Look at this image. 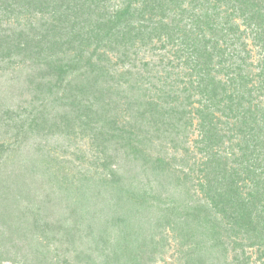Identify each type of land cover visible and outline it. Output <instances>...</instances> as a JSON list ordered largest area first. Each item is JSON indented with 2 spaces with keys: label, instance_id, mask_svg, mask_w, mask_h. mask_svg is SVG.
Returning <instances> with one entry per match:
<instances>
[{
  "label": "trees",
  "instance_id": "trees-1",
  "mask_svg": "<svg viewBox=\"0 0 264 264\" xmlns=\"http://www.w3.org/2000/svg\"><path fill=\"white\" fill-rule=\"evenodd\" d=\"M0 64L29 68L35 111L48 97L63 110L20 129L76 125L104 158L95 183L57 184L59 204L36 209L0 177V264H139L153 210L197 258L188 264H233L230 248L234 264L254 249L264 264V0H0ZM192 128L199 160L185 178L201 197L161 207L175 178L141 162L136 130L177 151Z\"/></svg>",
  "mask_w": 264,
  "mask_h": 264
},
{
  "label": "rangeland",
  "instance_id": "rangeland-1",
  "mask_svg": "<svg viewBox=\"0 0 264 264\" xmlns=\"http://www.w3.org/2000/svg\"><path fill=\"white\" fill-rule=\"evenodd\" d=\"M145 59L150 60L152 56L149 55ZM19 69L20 71L13 73L5 72L0 64V177H9L10 181L7 182V185L12 187L9 195L11 192L12 195L17 196L16 201L21 210H29L45 207L48 199L59 204L56 193L54 194L57 184L66 186L70 183L81 184L79 179L85 177L94 180L95 183L103 171L104 158L91 145L90 131L84 134L76 125L68 130L69 134L64 135H47L45 131L31 133L27 131L28 125L24 129H20V126L25 125H21V120L30 123L34 115L39 116L43 112L51 125L52 113L61 114L63 110L61 108L55 110V106L51 104L53 100L48 97L47 101L41 103L44 107L39 112L35 111L34 101L39 98L35 94L36 91L33 90L34 86L29 81V68L21 66ZM120 118V123H123V120L129 119V115H121ZM140 127L139 125L138 128L140 129ZM139 129L136 130L137 135L144 134L145 140L140 149L145 155L147 154L141 162H147L146 166H149L151 161L155 163H158L159 160L164 161L165 168L168 169L167 173H173L175 178L176 190L171 189V195L162 193L160 196L161 207L169 198L176 201L187 199V190L190 191L191 197L196 195V200L200 199V191L198 187L195 188L198 179L195 176L185 178L186 173L188 174L190 168L199 160L195 147L197 130L194 128L189 130L188 136L182 138L179 144L180 148L174 151L171 146L157 141L151 132ZM186 150L189 152H185ZM138 169L141 170V168ZM44 178L47 180L45 183ZM100 189L104 188L100 187ZM92 190L97 192L98 187L95 186ZM4 195V189L0 186V197ZM156 195L159 196L160 192ZM58 198L63 199V196L59 195ZM51 202L49 206L52 204ZM151 202L153 203V201ZM156 203L158 204V202ZM96 204L97 209L101 211L102 198ZM14 212L20 211L14 208ZM154 213L155 215H153ZM146 217H148L146 218L148 225L145 227L152 226L154 230L147 231L144 236L147 241L143 239L141 242V255L137 259L139 264H188L193 260L197 261V258L191 254V249L179 242L172 229L173 224L165 219L161 211L154 212L153 210V213ZM0 229H2L1 225ZM48 245L50 246V255H52L53 248L57 245L54 242ZM81 248L86 250L88 246L85 245ZM232 249L230 248L228 260L234 264L235 253H239V251L234 252ZM203 253L210 255L207 248L203 249ZM250 254L252 256L250 264H263L262 261L257 260L258 254L255 249L250 251ZM51 259L55 260L53 256ZM242 261L243 258L239 260V262Z\"/></svg>",
  "mask_w": 264,
  "mask_h": 264
}]
</instances>
